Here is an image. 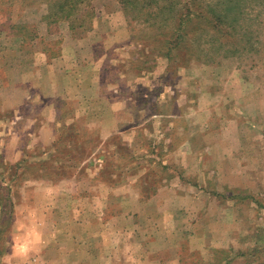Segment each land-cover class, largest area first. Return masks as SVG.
I'll return each instance as SVG.
<instances>
[{"label":"rangeland","instance_id":"374dc122","mask_svg":"<svg viewBox=\"0 0 264 264\" xmlns=\"http://www.w3.org/2000/svg\"><path fill=\"white\" fill-rule=\"evenodd\" d=\"M0 264H264V0H0Z\"/></svg>","mask_w":264,"mask_h":264},{"label":"trees","instance_id":"16d2710c","mask_svg":"<svg viewBox=\"0 0 264 264\" xmlns=\"http://www.w3.org/2000/svg\"><path fill=\"white\" fill-rule=\"evenodd\" d=\"M124 1H126V2H128V3H131V2H133L134 0H123V2Z\"/></svg>","mask_w":264,"mask_h":264}]
</instances>
